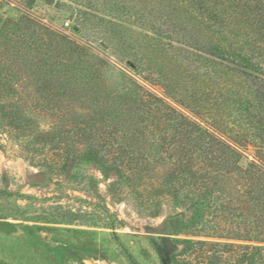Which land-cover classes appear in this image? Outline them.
Returning <instances> with one entry per match:
<instances>
[{
    "label": "rangeland",
    "instance_id": "374dc122",
    "mask_svg": "<svg viewBox=\"0 0 264 264\" xmlns=\"http://www.w3.org/2000/svg\"><path fill=\"white\" fill-rule=\"evenodd\" d=\"M150 1L0 0L4 17L17 20L29 13L84 48L46 34L37 42L41 49L29 55L34 62L0 54V66L11 71L0 75L5 95L0 103L21 117L15 124L8 115L0 116L1 264H264L248 248L264 241L230 237L235 223L222 207L225 200L206 198L185 173L178 180L171 178L170 157H181L176 154L180 150L157 147V142L152 148L153 137L166 127L164 118L148 114L140 96L126 93L137 82L162 96L163 88L154 80L161 79L160 74L189 81L185 73L202 61L186 49L190 46L215 59L205 50L209 44L248 49L249 42L243 32L225 34L209 24L194 28L191 15L175 10L174 1L164 3L170 4L166 13L151 7ZM30 2L32 7L27 6ZM255 4L260 12L252 22L260 26L249 30L250 38L264 42V0ZM31 30L22 26L11 38L20 43ZM42 49H51L54 66L62 69L59 74L72 82L66 90L73 86L77 91L71 98L79 108L63 125L51 113L35 109L33 96H38L42 81L37 65L46 58ZM181 54L194 59H179L176 55ZM31 68L36 75L29 74ZM251 73L247 83L257 81ZM243 90L264 114V101L252 89L251 94ZM167 100L236 146L243 164L255 161L251 147L239 148L229 139L231 134L214 129L206 116ZM142 119L150 125L146 142H141ZM78 121L86 130L74 133ZM48 130L61 133L64 140L38 139ZM94 150L107 159H90ZM198 156L195 152L192 157ZM201 166L191 163L188 169L200 173Z\"/></svg>",
    "mask_w": 264,
    "mask_h": 264
},
{
    "label": "trees",
    "instance_id": "16d2710c",
    "mask_svg": "<svg viewBox=\"0 0 264 264\" xmlns=\"http://www.w3.org/2000/svg\"><path fill=\"white\" fill-rule=\"evenodd\" d=\"M169 1H174L172 6L175 10L187 11L191 15L189 19L192 20L194 28L205 29L209 24V26L220 28L218 30L225 34L243 32L250 47L246 49L245 46L234 45L229 48L223 43H211L210 47L205 50L216 55L217 58L214 59L201 56L194 51L198 50V47L190 46L186 49L204 62L205 69L203 71H201V68H204L203 62L200 61V64L194 67L196 70H188L185 73L184 77L188 76L189 81L179 82L173 79L172 81L167 79L165 74H160L161 79L155 78L154 80L163 88L162 96L153 93L137 82H133L126 93L130 96H138V98L140 96L139 99L148 114L152 113V116L164 118L166 127H163L159 136L153 137L152 148L157 142V147L166 150L172 147L180 150L176 154L181 157L174 159L170 157L172 160L170 162L174 165L171 178L178 180L181 178L180 175L185 173V177L190 179L206 198L225 200L222 207L231 214V221L235 223L231 228V232H233L231 238L264 241V114L252 105L251 99H248L249 97L243 90H248L251 94L252 89L257 94V99L264 101V42L258 41L254 37L250 38L252 34L249 31L251 28L259 30L260 25L253 23L252 20L259 14L260 8L256 6L255 0ZM150 2L151 7L158 6L162 13L169 10L167 6L170 7V4H164L168 2L167 0H151ZM32 5L33 2H30L27 6L32 7ZM161 17L166 20L163 15ZM241 23H243V28L237 30V25ZM22 26L32 30L19 43L11 36L17 32L19 34ZM40 31H43L42 34L38 33ZM38 34L40 38H38ZM46 34L51 39L54 36L59 37L62 40H68L73 47L79 50L84 49L79 44L70 41L65 35L57 33L50 26L38 21L29 13H24L17 20H12L4 17V13L0 12V54L3 56L7 54L6 58L8 59L21 55L20 57L23 59L34 62V59H30L29 55L33 51L41 49L37 46V42ZM171 46L167 47L166 51H171L173 48ZM2 47L5 49L4 52ZM162 52L164 55H168L167 52ZM43 53L46 58L42 57L40 64L37 65L40 71L38 77L42 81L37 85L35 91L38 96H33V101L36 103L35 109L51 113L63 125L68 122L66 120L70 118L72 112L79 108L71 98L77 91L73 86L66 90V84L72 82L66 79V76L59 74L62 69L59 66H54L51 49L43 50ZM176 56L182 60L194 59V56L186 54ZM91 68L93 75H98L97 70L92 66ZM198 68L199 70H197ZM5 69L10 71L6 67ZM8 71L0 66V75L2 73L11 74V71ZM251 72L255 74L257 81L247 83V78L252 76ZM28 73L26 78L37 74L34 68L30 69V75ZM15 74L18 75V71ZM97 78H94L95 82ZM87 83L91 89L89 85L91 81ZM2 85H4L3 82ZM254 87L256 88L254 89ZM2 88L0 86V100L5 97L2 95L4 92ZM91 91L93 90L91 89ZM131 91L133 95L130 94ZM167 99L184 108H189L195 114L206 116L214 129L224 134H231L229 139L235 145H239V148L245 150L251 147L255 161L251 160L247 164H243V153L236 146L213 135L207 128L174 107ZM7 115L15 124L20 122L21 117L18 111L11 114L9 111H5L4 105L0 103V116ZM80 121L74 123V133L86 130L85 126L80 125ZM149 129L150 125L145 122V119H142L141 132L145 134ZM157 129L158 127L151 129V133L153 134V131ZM38 139L51 143H59L64 140L63 135L56 130L43 132ZM146 141L145 134L141 138V142ZM195 152L198 153V157H192ZM88 157L99 162L107 159L104 155H99L97 150L91 151ZM201 162L202 171L200 173L188 169L191 163L196 165ZM248 248L252 249L251 255L264 260V245L249 244Z\"/></svg>",
    "mask_w": 264,
    "mask_h": 264
},
{
    "label": "water",
    "instance_id": "95a60500",
    "mask_svg": "<svg viewBox=\"0 0 264 264\" xmlns=\"http://www.w3.org/2000/svg\"><path fill=\"white\" fill-rule=\"evenodd\" d=\"M1 264V263H0Z\"/></svg>",
    "mask_w": 264,
    "mask_h": 264
}]
</instances>
